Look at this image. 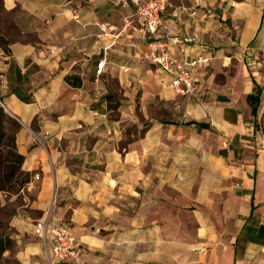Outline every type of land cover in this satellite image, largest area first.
Masks as SVG:
<instances>
[{"label":"crops","instance_id":"crops-1","mask_svg":"<svg viewBox=\"0 0 264 264\" xmlns=\"http://www.w3.org/2000/svg\"><path fill=\"white\" fill-rule=\"evenodd\" d=\"M120 1L0 0V102L33 194L9 222L14 257L49 264L33 227L50 213L89 264H264V0L172 1L158 38L198 35L185 57L209 60L195 101L138 59Z\"/></svg>","mask_w":264,"mask_h":264},{"label":"built area","instance_id":"built-area-1","mask_svg":"<svg viewBox=\"0 0 264 264\" xmlns=\"http://www.w3.org/2000/svg\"><path fill=\"white\" fill-rule=\"evenodd\" d=\"M172 1L122 0L118 5L135 9L139 26L134 27L130 21H127L124 30L129 28L138 31L147 44V52L138 55V59L156 65L170 79L171 89L176 99L192 101L197 99L200 93V81L194 74V69L200 64L208 66L209 60L203 58L190 60L185 57L186 47L200 43L198 35L183 36L170 31L158 38L163 25V16L171 7ZM188 12V7L181 4L173 17L176 22H181ZM99 28L105 35L108 26L100 24ZM173 49H176L177 53H173ZM105 64V60L98 63L96 71L98 76L103 75ZM0 104L2 106L1 102ZM36 179L40 177L37 175ZM33 231L36 237L43 240L46 250L50 252L49 264H89L78 244L77 237L53 214L48 213L45 218L37 221Z\"/></svg>","mask_w":264,"mask_h":264},{"label":"trees","instance_id":"trees-1","mask_svg":"<svg viewBox=\"0 0 264 264\" xmlns=\"http://www.w3.org/2000/svg\"><path fill=\"white\" fill-rule=\"evenodd\" d=\"M0 45L7 50V43L1 37ZM261 94L260 87L256 86V92L248 97L253 115L258 113ZM19 129V123L8 115L0 104V192L12 189L13 183L21 186L28 184L30 180L29 175H24L22 169L24 156L20 155L16 148V135Z\"/></svg>","mask_w":264,"mask_h":264},{"label":"rangeland","instance_id":"rangeland-1","mask_svg":"<svg viewBox=\"0 0 264 264\" xmlns=\"http://www.w3.org/2000/svg\"><path fill=\"white\" fill-rule=\"evenodd\" d=\"M24 175H26L25 172ZM24 178L26 181L25 176ZM13 184L12 189L0 192V264H19L14 257V244L9 236L11 233L9 222L18 213L19 209L33 198L27 183L21 186L16 183ZM5 252H10V254L3 256Z\"/></svg>","mask_w":264,"mask_h":264}]
</instances>
